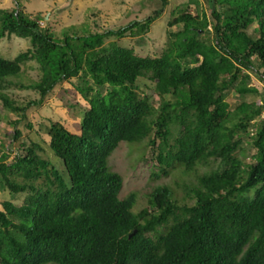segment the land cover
Wrapping results in <instances>:
<instances>
[{"label":"trees","instance_id":"16d2710c","mask_svg":"<svg viewBox=\"0 0 264 264\" xmlns=\"http://www.w3.org/2000/svg\"><path fill=\"white\" fill-rule=\"evenodd\" d=\"M158 1L143 20L94 33L71 26L61 36L19 0L0 8V38L30 41L14 58L0 56V107L24 115L63 81L87 105L78 132L58 120L41 125L62 169L35 141L21 142L10 161L0 154V188L26 193L19 205L2 202L0 264H264V91L248 85L251 73L264 82V0H204L208 13L199 0H190L195 14L188 2L175 7L155 55L105 44L145 34L168 4ZM29 59L41 72L28 85L39 98L19 105L3 90ZM140 79L153 83L157 106ZM229 90L260 99L232 110ZM243 135L256 149L250 162L239 155ZM144 138L157 149L155 176L216 162L184 186L192 203L179 204L168 185L139 211L136 191L119 196L123 178L108 158L121 141Z\"/></svg>","mask_w":264,"mask_h":264},{"label":"rangeland","instance_id":"374dc122","mask_svg":"<svg viewBox=\"0 0 264 264\" xmlns=\"http://www.w3.org/2000/svg\"><path fill=\"white\" fill-rule=\"evenodd\" d=\"M22 9L35 16L40 14L43 18L40 25L50 28L57 35L73 26L75 29L86 27L89 32H102L108 28H118L127 22L143 20L146 15L158 8V0H19ZM188 2V9L196 13L195 3L190 0H168L162 15L150 26V29L143 35L127 36L122 39L110 38L105 41L107 45L115 41L126 47H133L136 52L145 55H155L168 43L167 31L172 30L167 26L171 11L175 7H183ZM200 7H208L204 0H199ZM15 0H0V8L15 7ZM253 31V27L250 28ZM30 47L28 38H21L16 35L0 38V56L8 59L14 58L21 51ZM40 69L34 59H29L22 64L20 73L10 77L12 81L3 91L16 102L24 105L30 100L38 99L39 94L28 85L39 79ZM72 81L75 83L76 79ZM146 83L148 86H144ZM153 83L147 79H140V90L152 95L155 106L158 104L157 96L154 95L151 86ZM249 86H256L259 92L264 91V82L251 73ZM225 99L229 108L234 109L242 100L255 101L260 99L258 94H246L240 96L236 91L229 90ZM83 99L71 90L67 81H63L45 97L43 102L37 106H30L22 115L9 109L0 107V154L6 153V161L12 160L13 156L21 147V142L29 144L31 141L40 143L43 148L42 155L51 160L59 169L63 168L61 161L55 156L48 145V136L41 125H49L51 121L58 120L70 131L78 132L83 110L86 108ZM18 120L14 125V121ZM30 123L31 127L27 124ZM21 131L19 137L13 135L14 129ZM174 136V134H173ZM149 139L144 138L138 142L121 141L108 158V165L111 170L118 172L123 178L122 188L119 196L125 197L131 191L137 192V201L133 211H139L148 204V193L156 186L168 185L175 193L179 204L192 203L193 199L185 198L186 184L196 183L197 176L211 170L216 162L207 165H199L195 170L184 172L183 166L176 164L168 167L167 173L158 172L156 159L157 149L149 144ZM243 153L239 154L246 162L252 161V155L256 149L248 136H242ZM159 173V172H158ZM26 193L13 194L0 188V208L4 200L11 201L15 205L23 202ZM55 264V263H47Z\"/></svg>","mask_w":264,"mask_h":264}]
</instances>
